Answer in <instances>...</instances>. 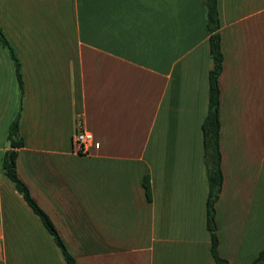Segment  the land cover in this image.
<instances>
[{
  "label": "crops",
  "instance_id": "0c3cea01",
  "mask_svg": "<svg viewBox=\"0 0 264 264\" xmlns=\"http://www.w3.org/2000/svg\"><path fill=\"white\" fill-rule=\"evenodd\" d=\"M222 70L217 252L264 249V0H217ZM0 169L17 174L78 264H217L203 125L214 69L204 0H0ZM101 147L72 151L77 128ZM0 264H67L0 172Z\"/></svg>",
  "mask_w": 264,
  "mask_h": 264
},
{
  "label": "trees",
  "instance_id": "16d2710c",
  "mask_svg": "<svg viewBox=\"0 0 264 264\" xmlns=\"http://www.w3.org/2000/svg\"><path fill=\"white\" fill-rule=\"evenodd\" d=\"M204 4L207 9V23L210 37V49L211 55L214 60V69L209 75V111L205 123L203 125V131L205 136L206 147V162L208 172L209 183V198L207 203L208 208V227L212 234V254L217 264H228V262L222 259L217 252V238L215 235V202L219 198L223 175L221 171V154L219 149V133H220V120H219V102H220V88H219V76L222 70V52L219 29V16L217 0H204ZM0 43L3 47L7 48L12 60L14 61L17 79L19 82L21 97L24 93V84L21 76L20 63L15 55V52L9 44L7 38L0 30ZM20 111L13 120L9 129V140L11 141V147L6 151L3 163L0 169L1 174L9 179L16 190L20 192L25 201L34 211V213L40 218L46 229L53 236L55 243L61 250L63 258L67 264H78L76 259L67 249L65 243L61 239L53 222L47 216V214L38 206V204L31 198L29 189L19 179L17 174V149L24 145L23 139L20 137ZM252 264H264V249L261 251L259 257Z\"/></svg>",
  "mask_w": 264,
  "mask_h": 264
},
{
  "label": "built area",
  "instance_id": "2783aa9c",
  "mask_svg": "<svg viewBox=\"0 0 264 264\" xmlns=\"http://www.w3.org/2000/svg\"><path fill=\"white\" fill-rule=\"evenodd\" d=\"M100 143L94 138L91 132L84 130L82 127L77 128L72 138V151L79 156H88L93 150H99Z\"/></svg>",
  "mask_w": 264,
  "mask_h": 264
},
{
  "label": "water",
  "instance_id": "95a60500",
  "mask_svg": "<svg viewBox=\"0 0 264 264\" xmlns=\"http://www.w3.org/2000/svg\"><path fill=\"white\" fill-rule=\"evenodd\" d=\"M7 147H8V148L11 147V141H8V143H7Z\"/></svg>",
  "mask_w": 264,
  "mask_h": 264
}]
</instances>
